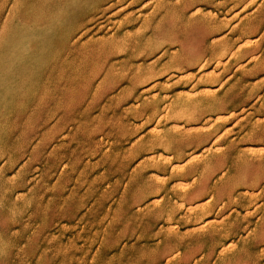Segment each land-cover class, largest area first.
Segmentation results:
<instances>
[{
    "label": "rangeland",
    "instance_id": "1",
    "mask_svg": "<svg viewBox=\"0 0 264 264\" xmlns=\"http://www.w3.org/2000/svg\"><path fill=\"white\" fill-rule=\"evenodd\" d=\"M183 1L0 0V264H264V68L181 75ZM186 11L217 38L258 12L238 47L264 60V0Z\"/></svg>",
    "mask_w": 264,
    "mask_h": 264
},
{
    "label": "bare ground",
    "instance_id": "2",
    "mask_svg": "<svg viewBox=\"0 0 264 264\" xmlns=\"http://www.w3.org/2000/svg\"><path fill=\"white\" fill-rule=\"evenodd\" d=\"M192 1L193 0H186V1H183V3H182V11H181L182 12V21H181L182 24L177 23L172 15L170 17L171 21H173L172 23L174 24V29H175L173 31V34H172L173 37H171L170 40L171 41H178V43H180L182 45V50H183L180 59L178 57V55H179L178 54L176 56V58H178L179 60L173 61L172 65H174V66L178 65L179 67H181V69L183 71V73L181 75H192V74H204V75L205 74H212V75H215L216 73L219 74L220 71H222V72L227 71L229 69L230 65H232L233 63H234V65L237 64V67L240 66V67H238L240 74L257 73L258 71H260L261 69L264 68V60H262V59H259L258 61L248 59V61L249 60H251V61L248 63L245 62L247 55H243L242 53H244L247 50H252V49H254L256 51L254 45H250V46H246V47L245 46L238 47V44L240 43V41H242L246 36L249 38H254L256 35L260 34V29H262V28H261L259 23L262 22V15H260L258 12H256L253 15L244 16L240 20V25H239L238 30L234 33L237 35H234L233 31H232V34H229V35L222 32V37L221 38L218 37V38H220L218 43L222 44L220 49H218V52L215 53L216 55L215 54L214 55H208V54H206L208 43H209L208 35L217 34V36H219L220 35L219 32L216 33V31H218L220 29V27L222 28V26H224V24H223L224 22L223 21L221 22V20H219V17L216 18V20L214 22H211V23L206 21L205 19H202L200 22H194V19L192 17L187 16L188 12L186 11L187 8L192 7V4L198 0H194L193 2ZM163 12H165V15L167 14V16H165L162 19L163 21H161L159 23V25L158 24L156 25L157 27H156V30L154 31V35L155 34H161L162 31L164 30L165 26H167V27L170 26L171 22L168 20V18H169L168 15H170L171 13H170V11H163ZM224 17L227 18L226 15ZM167 20H168V22H167ZM217 36L216 35L213 36V37H215L214 40L218 39ZM235 36H238V38L235 39ZM256 37H259V36H256ZM151 43L153 44L152 41H151ZM241 54L243 55L242 57L240 56ZM239 60H241L240 63H238ZM214 62L216 63L215 66L212 65V63H214ZM238 64H240V65H238ZM196 71H199V73H197ZM185 78H186V76H185ZM206 91H207V89H206ZM234 97H235L234 92L233 93L226 92L222 96L215 95L213 97L203 98L200 100L194 99V100H192V103L195 104V107H198V104L200 105V107L225 106ZM255 107H253V108H255ZM195 110H193V111H195ZM220 120H222V118ZM177 126H179V125H177ZM191 128H193V127H191ZM225 131H227V130H225ZM225 131H223V132L225 133ZM263 131H264V129H263ZM223 132L221 133L222 135L224 134ZM167 137H164L165 138L164 141L166 143L169 142L168 143L169 145L177 146L178 154L180 155L182 152L181 151V145H182V142H184V141L181 139H176L174 141H177V142L171 143L169 141V139L171 138V132L167 133ZM219 137H221V136H219ZM262 137H263V135H262ZM258 143H260V142H258ZM162 144H164V143H162ZM209 148H211V146ZM196 155H198V154H196ZM230 156H231L230 152H225L224 154L217 156L216 158L206 159L202 163V165L200 166V168H202V171L204 173V179H202V181L192 191H190L188 193V195H192L191 197H193V196H196L197 194H199L200 192H202L203 189L207 186V179L212 176L213 166L222 164L223 162H226L227 160L230 159ZM192 157H194V156H192ZM169 162H170V160H169ZM250 165L252 166L251 169L255 168L254 163H250ZM245 186H246V184H245ZM211 199H212V197H211ZM202 204H203V202H202ZM196 205L198 206V204H196ZM199 205H201V204H199ZM193 208H190V211ZM215 235H216L215 233L214 234H203V233L199 234V236L202 239L211 238V237H214ZM224 248L226 249V247H224Z\"/></svg>",
    "mask_w": 264,
    "mask_h": 264
}]
</instances>
